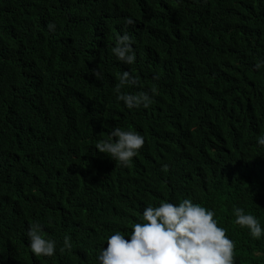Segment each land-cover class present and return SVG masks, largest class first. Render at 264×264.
<instances>
[{
  "label": "trees",
  "instance_id": "trees-1",
  "mask_svg": "<svg viewBox=\"0 0 264 264\" xmlns=\"http://www.w3.org/2000/svg\"><path fill=\"white\" fill-rule=\"evenodd\" d=\"M125 31L132 65L111 52ZM124 70L125 93L157 88L147 109L115 99ZM113 127L144 137L130 167L95 149ZM261 134L264 0H0V264H98L144 207L185 198L214 211L234 264H264L233 214L264 227ZM37 221L51 257L28 247Z\"/></svg>",
  "mask_w": 264,
  "mask_h": 264
},
{
  "label": "clouds",
  "instance_id": "clouds-1",
  "mask_svg": "<svg viewBox=\"0 0 264 264\" xmlns=\"http://www.w3.org/2000/svg\"><path fill=\"white\" fill-rule=\"evenodd\" d=\"M125 23L132 21L129 19ZM133 43L125 31L116 36L111 52L119 62L132 65L136 59ZM92 74L96 79L102 78L99 70L93 69ZM116 79L112 91L115 99L123 102L127 109H147L158 94L156 87L135 94L122 91L138 83L128 70L119 73ZM256 143L264 147V134ZM143 145L144 137L138 131L113 127L107 139L95 144V149L121 166L130 167ZM233 214L235 224L246 228L252 238L264 237V227L256 216L241 207H235ZM214 217L213 210L187 198L178 203L149 204L144 207L142 218L132 224L130 234L115 231L105 237L106 247L105 244L101 247L96 260L98 264H234L235 243ZM44 228L39 221L28 226V247L34 256L51 257L57 250V241L47 237ZM71 246L70 237L65 236L61 250Z\"/></svg>",
  "mask_w": 264,
  "mask_h": 264
}]
</instances>
